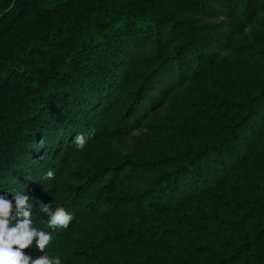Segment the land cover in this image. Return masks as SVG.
Here are the masks:
<instances>
[{"label": "trees", "instance_id": "1", "mask_svg": "<svg viewBox=\"0 0 264 264\" xmlns=\"http://www.w3.org/2000/svg\"><path fill=\"white\" fill-rule=\"evenodd\" d=\"M4 191L62 264H264V0H0Z\"/></svg>", "mask_w": 264, "mask_h": 264}, {"label": "clouds", "instance_id": "2", "mask_svg": "<svg viewBox=\"0 0 264 264\" xmlns=\"http://www.w3.org/2000/svg\"><path fill=\"white\" fill-rule=\"evenodd\" d=\"M74 143L77 150H83L87 139L78 134ZM45 176L52 179L54 172L49 170ZM9 196L7 191L0 192V264H62L60 257L46 254L53 237L50 232L33 226V205L29 203V195L16 192L11 198ZM39 209L47 214V227L53 231L58 228L66 230L74 219L63 207L52 211L50 204L41 201ZM33 248L43 254L33 256L26 251Z\"/></svg>", "mask_w": 264, "mask_h": 264}]
</instances>
